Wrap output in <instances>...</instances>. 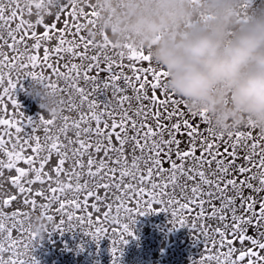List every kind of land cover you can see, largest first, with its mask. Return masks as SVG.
I'll list each match as a JSON object with an SVG mask.
<instances>
[{
    "label": "snow or ice",
    "instance_id": "1",
    "mask_svg": "<svg viewBox=\"0 0 264 264\" xmlns=\"http://www.w3.org/2000/svg\"><path fill=\"white\" fill-rule=\"evenodd\" d=\"M261 6L241 0L238 19ZM97 15L94 0H0V109L13 106L0 115V264H39L33 213L45 232L107 237L119 264L136 217L155 212L202 243L193 264H264V132L216 130ZM25 78L53 90L58 111L17 120Z\"/></svg>",
    "mask_w": 264,
    "mask_h": 264
},
{
    "label": "clouds",
    "instance_id": "2",
    "mask_svg": "<svg viewBox=\"0 0 264 264\" xmlns=\"http://www.w3.org/2000/svg\"><path fill=\"white\" fill-rule=\"evenodd\" d=\"M100 31L113 44L143 49L167 88L203 111L218 131L254 124L264 132V6L238 19L241 0H94ZM29 93L47 113L59 96L40 81ZM47 221L33 213L42 237Z\"/></svg>",
    "mask_w": 264,
    "mask_h": 264
},
{
    "label": "bare ground",
    "instance_id": "3",
    "mask_svg": "<svg viewBox=\"0 0 264 264\" xmlns=\"http://www.w3.org/2000/svg\"><path fill=\"white\" fill-rule=\"evenodd\" d=\"M256 2L259 4L260 0ZM60 26H63V20ZM22 84L23 89L18 87L14 97L21 105V108L16 109L17 120L20 119V111L32 117L42 112L29 93L31 79L25 78ZM4 103L7 105V113L0 109V115L11 117L13 106L7 97L4 98ZM169 220L170 216L165 212L137 216L132 226L135 238L130 237L128 243L122 246L119 264H193L194 260H199L201 254H208L187 227L173 228ZM110 244L111 241L107 237L97 241L76 227L63 233L44 232L38 242L34 243L32 255L39 264H112ZM235 246L239 247V244ZM77 247L87 248V256L82 255Z\"/></svg>",
    "mask_w": 264,
    "mask_h": 264
},
{
    "label": "rangeland",
    "instance_id": "4",
    "mask_svg": "<svg viewBox=\"0 0 264 264\" xmlns=\"http://www.w3.org/2000/svg\"><path fill=\"white\" fill-rule=\"evenodd\" d=\"M77 248H79V251H80V253H81L82 255L87 256V255H86V252L88 251L87 248H80V247H77Z\"/></svg>",
    "mask_w": 264,
    "mask_h": 264
}]
</instances>
